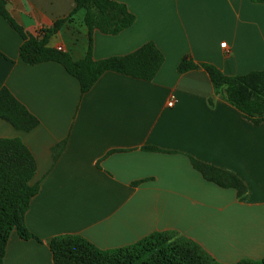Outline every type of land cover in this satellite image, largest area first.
<instances>
[{
  "label": "crops",
  "instance_id": "crops-1",
  "mask_svg": "<svg viewBox=\"0 0 264 264\" xmlns=\"http://www.w3.org/2000/svg\"><path fill=\"white\" fill-rule=\"evenodd\" d=\"M113 1L134 23L117 35L94 30L93 59L153 42L164 61L150 82L105 72L82 95L59 64H23L22 40L0 16V88L38 121L22 132L0 119V138H18L35 160L38 192L24 220L40 240L13 231L2 264H53L47 242L58 235L107 250L163 231L196 242L220 263L264 259V121L245 119L214 92L202 68L177 72L184 56L227 76L262 70L264 3ZM73 6V0H6L11 18L31 35L67 17ZM83 18V11L71 16L48 47L82 59L89 43ZM188 157L236 176L245 199L204 179Z\"/></svg>",
  "mask_w": 264,
  "mask_h": 264
},
{
  "label": "trees",
  "instance_id": "trees-1",
  "mask_svg": "<svg viewBox=\"0 0 264 264\" xmlns=\"http://www.w3.org/2000/svg\"><path fill=\"white\" fill-rule=\"evenodd\" d=\"M264 3V0H252ZM74 6L65 18L56 20L51 27L31 35L16 23L6 10V0H0V16L7 21L21 38L19 59L25 65L55 62L79 84L81 95L88 92L105 72H113L134 79L150 82L163 64L164 57L153 42H147L122 56L94 60L92 57V32L117 35L134 23L135 16L113 0H73ZM78 11L84 12L89 43L80 60L48 47L49 38ZM202 68L208 75L215 93H222L226 101L253 124L264 121V68L240 76L224 75L215 66L196 64L189 56L180 59L178 73ZM0 119L16 131L29 132L37 119L13 96L6 87L0 88ZM63 143L53 149L57 158ZM144 150L158 151L154 147ZM192 167L204 179L220 188H232L239 201L245 199L246 187L236 176L188 157ZM36 172L35 160L18 138H0V264L4 257L10 234L15 231L23 240H40L25 225V214L31 199L38 192L32 184ZM53 264H224L216 261L196 242L176 231L153 232L138 241L107 250H101L77 235H58L47 242ZM234 264H264L262 260L242 259Z\"/></svg>",
  "mask_w": 264,
  "mask_h": 264
},
{
  "label": "built area",
  "instance_id": "built-area-1",
  "mask_svg": "<svg viewBox=\"0 0 264 264\" xmlns=\"http://www.w3.org/2000/svg\"><path fill=\"white\" fill-rule=\"evenodd\" d=\"M220 46H221L222 48H225V43H221ZM58 50H60V49H58ZM172 104H173V101H172V99H171V100H169V102L167 103V106H168V107H171Z\"/></svg>",
  "mask_w": 264,
  "mask_h": 264
}]
</instances>
